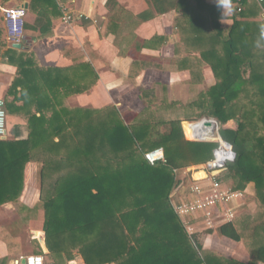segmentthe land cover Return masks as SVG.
<instances>
[{
	"label": "trees",
	"instance_id": "16d2710c",
	"mask_svg": "<svg viewBox=\"0 0 264 264\" xmlns=\"http://www.w3.org/2000/svg\"><path fill=\"white\" fill-rule=\"evenodd\" d=\"M145 2L152 11L139 15L143 21L176 9L178 0ZM29 11L36 19L33 25L24 22L23 33L40 36L51 32L52 18L60 15L55 0H29ZM219 13L217 6L190 0L177 20L181 37L202 47L200 58L216 80L197 96L195 116L215 121L220 138L235 154L218 180H233V190L250 183L264 208V27L245 21L241 12L225 33ZM180 20L187 24L183 29ZM4 58L19 75L5 97V110L14 115L20 113L15 103L23 101L26 110L31 90H40L45 75L51 82L57 76L36 71L32 58L15 49H8ZM18 87L23 97L17 96ZM49 100L38 95L36 112H25L30 128L25 142L0 140V205L19 199L29 155L45 147L40 201L45 246L51 256L60 260L63 254L77 251L83 264H240L204 253L202 242L213 231L188 236L170 203L180 185L187 183L184 170L207 163L218 146L185 139L184 132L192 139L188 124L195 118L152 122L140 113L127 126L116 109L97 110L93 121L92 114L88 117L81 111L79 125L90 122L77 128L68 121L66 110H52L47 118ZM54 137L61 139L51 143ZM159 150L163 160L149 162L146 155ZM217 231L240 240L231 224ZM256 231L252 228V235ZM252 251L253 259L264 258L261 242L253 244Z\"/></svg>",
	"mask_w": 264,
	"mask_h": 264
},
{
	"label": "crops",
	"instance_id": "0c3cea01",
	"mask_svg": "<svg viewBox=\"0 0 264 264\" xmlns=\"http://www.w3.org/2000/svg\"><path fill=\"white\" fill-rule=\"evenodd\" d=\"M189 1L178 0L176 9L143 21L139 15L152 11L145 0H62L73 16L82 17L65 24L57 5L60 15L52 18L49 34L40 36L37 32L24 30L18 43H12L5 36L3 10L27 4V9L24 7L27 25H33L36 16L29 11V0L0 1V97L5 100L12 83L19 78L17 67L4 58L8 49L30 56L36 71L54 72L57 76V81L51 82L45 75L44 82L47 83L40 82L38 92L31 90L26 110L23 101L15 103L20 113L7 114L10 122H7L5 139L1 141L25 142L29 138L26 115L36 112L35 98L38 95L50 98L52 108L46 112L47 118L52 110H66L70 113L68 121L78 125L77 128L93 121L97 110L116 109L126 117L134 113L129 121L124 120L127 126L132 125L140 113L149 121L154 120L152 113L155 114V122L187 119L170 118L176 107L194 108L198 113L193 105L197 96L214 86L216 80L209 66L200 58L202 47L181 37L177 20ZM203 1L220 9L218 23L225 33L241 12L245 14V21L264 27V0H241L240 13L236 12L238 0ZM152 13L155 15V12ZM180 25L182 29L187 26L181 20ZM17 92V96L23 97L20 87ZM10 100L12 97H9ZM81 111L87 112L88 117L92 114V118L79 125ZM191 130L190 125V135L194 140ZM60 139L54 137L51 143H58ZM44 148L31 151L29 155L19 199L0 205V260L13 264L20 257L39 253L46 264H83L77 251L63 254L57 260L46 249L42 230L44 212L40 201V191L44 186L39 177L43 161L47 158L43 154ZM248 185L253 188L250 183ZM257 208L258 215L247 221L250 227V235L245 238L247 241L241 237L239 241L230 240L215 230L205 236L203 252L240 264H264V258L253 259V244L261 242L264 247V208L259 204ZM3 216L27 218L22 232L29 235L28 254L22 251L25 242L22 232L20 235L14 232L15 221H6ZM237 220L232 225L240 234ZM252 228H258L253 235ZM33 232H36L37 243L31 240Z\"/></svg>",
	"mask_w": 264,
	"mask_h": 264
},
{
	"label": "built area",
	"instance_id": "2783aa9c",
	"mask_svg": "<svg viewBox=\"0 0 264 264\" xmlns=\"http://www.w3.org/2000/svg\"><path fill=\"white\" fill-rule=\"evenodd\" d=\"M236 12L240 13L242 7L241 0ZM57 5L62 11V21L65 24L73 23L81 18L73 16L66 10L62 0H56ZM4 24L8 40L12 43H18L23 36V25L25 18V9L23 6L18 8H9L3 10ZM211 121L212 128L208 131L215 136V143L218 145L212 153V158L205 164L199 165V169L193 172V168L184 170L183 174L187 175V184H181L178 190L171 196V206L174 213L181 220L182 227L188 236L203 231H215L223 225L233 224L240 212L241 204L245 189L238 191L226 187L224 182L218 180L219 175L225 170L226 164L233 162L235 154L231 146L225 143L217 135L218 125ZM7 131V113L5 110V100L0 97V138L6 136ZM159 151L146 155L149 162L163 160V155ZM23 262V263H22ZM13 264H45L42 256L30 255L20 257Z\"/></svg>",
	"mask_w": 264,
	"mask_h": 264
},
{
	"label": "rangeland",
	"instance_id": "374dc122",
	"mask_svg": "<svg viewBox=\"0 0 264 264\" xmlns=\"http://www.w3.org/2000/svg\"><path fill=\"white\" fill-rule=\"evenodd\" d=\"M5 36L7 37L8 35L5 33ZM126 113V112H125ZM196 111H194V108H191L190 109V107L188 108H185V107H181V109L180 108H178V107H176L175 108V110L171 113V116H170V118H174V119H185V118H195V119H193V120H191V121H189V126L188 127H190V125H194V130H198L197 129V127H196V125L201 121V120H203V119H200L199 117H197L196 118ZM128 114V113H127ZM147 114V113H146ZM149 114V113H148ZM126 114H124L123 116H121L122 117V119L123 120H126V122L127 121H129L130 120V118L132 117H134V113L131 115H129V116H125ZM150 115V114H149ZM152 116H153V118H154V120H155V114H153L152 113ZM195 116V117H194ZM154 120H152V121H154ZM7 122L9 123L10 122V120H7ZM155 122V121H154ZM160 129H162L161 127H160ZM182 129H183V132H184V124H182ZM218 134H219V130H217V135L216 136H218ZM184 136H185V139L186 140H188V141H194V142H210V141H195V140H193V139H191V140H189L188 138H187V136L185 135V132H184ZM211 142H213V143H215V141H211ZM199 167L200 166H194V167H192L193 168V172H196L198 169H199ZM191 168V167H190ZM190 168H186V169H188V171H190ZM185 169V170H186ZM187 175L190 177V175H192V174H189V173H187ZM187 175H184V178L186 179V177H187ZM49 183H50V181L49 182H47V183H45V187L46 188H48L49 187ZM185 184H189V183H185ZM225 185H226V187H228V188H233L234 187V185H235V183H234V181L232 180V181H227V182H225ZM245 190H246V192H243V194H242V200H240L239 202H238V204L240 203L241 204V207H240V212H239V214H238V217H239V219L237 220V228H238V230H239V232H240V237L241 238H243V240L244 241H247L246 239L249 237V235H250V227L248 226V223H247V221H248V219L249 218H251L253 215H258V208H257V206H258V203H257V199H256V197H255V194H254V192H253V188H249V185L247 184L246 186H245V188H244ZM238 191H241L240 189H238ZM36 211H37V209H36ZM35 211V212H36ZM260 213V212H259ZM35 214V218L37 219V212L36 213H34ZM40 217V216H39ZM4 220H10V221H15L14 223L15 224H13V228H15L16 229V231H14L15 232V234L16 235H20V231L22 232V231H24V226H26L25 224V220L27 219V218H25V217H23L22 218V216H21V218L20 217H18V216H16V217H14L13 219L12 218H7L6 216H3L2 217ZM39 220V219H38ZM28 225H29V223H28ZM23 227V228H22ZM28 227V226H27ZM37 227V226H36ZM204 232V231H203ZM202 232V233H203ZM24 232H22L21 233V235L24 237V246H23V253L24 254H28L27 252L29 251V249H27V248H29L28 247V244H29V242H28V240H27V236L29 237V235L27 234V232H25L24 234H23ZM34 233H36V232H34ZM246 238V239H245ZM203 239V237H200V242H201V240ZM26 244H27V246H26ZM26 247V248H25ZM46 263V262H45Z\"/></svg>",
	"mask_w": 264,
	"mask_h": 264
},
{
	"label": "water",
	"instance_id": "95a60500",
	"mask_svg": "<svg viewBox=\"0 0 264 264\" xmlns=\"http://www.w3.org/2000/svg\"><path fill=\"white\" fill-rule=\"evenodd\" d=\"M24 7H25V9H27V7H28V5L27 4H25L24 5ZM15 47H19V45H14ZM201 122V125H202V128L203 129H211L212 128V124H211V121H209V120H207V119H203V120H201L200 121ZM5 139V136H3V137H1L0 138V140H4ZM194 140L195 141H210V140H205L204 138H201L200 136H198V135H196V136H194ZM211 142V141H210ZM159 153H161L162 154V151L160 150V152ZM31 240H32V242H38L37 241V237L35 236V233L33 232V233H31ZM23 263V262H22Z\"/></svg>",
	"mask_w": 264,
	"mask_h": 264
},
{
	"label": "bare ground",
	"instance_id": "6f19581e",
	"mask_svg": "<svg viewBox=\"0 0 264 264\" xmlns=\"http://www.w3.org/2000/svg\"><path fill=\"white\" fill-rule=\"evenodd\" d=\"M197 129L198 130H191V133L194 136L198 135L200 136L201 138H204L205 140H214L215 139V136L212 135L207 129H203L202 128V125H201V122H199L197 125H196ZM192 129V128H191Z\"/></svg>",
	"mask_w": 264,
	"mask_h": 264
}]
</instances>
